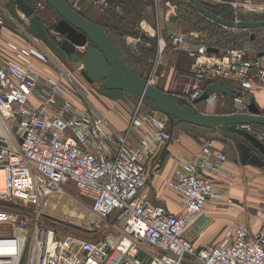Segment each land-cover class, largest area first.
<instances>
[{"label":"built area","instance_id":"1","mask_svg":"<svg viewBox=\"0 0 264 264\" xmlns=\"http://www.w3.org/2000/svg\"><path fill=\"white\" fill-rule=\"evenodd\" d=\"M204 1L238 6L226 0ZM98 3L103 11L109 8L105 0ZM4 25L0 15V32ZM136 33L132 47L142 36L156 43L153 73L167 47L190 60L191 75L205 84L185 98L189 103L210 85L225 84L238 91L232 96L235 114H247V96L264 89V64L259 57L249 58L244 49L211 53L192 33L170 36L167 46L158 24L145 21ZM8 47L12 55L0 61V264H264V196L255 213L256 233L239 223L225 228L219 243L200 249L184 237L189 222L220 196L209 174L225 176L220 167L225 154L214 152L206 141L199 160H187L175 170L166 186L180 196L185 212L174 215L143 191L149 178L147 156L155 152L156 143L174 139L166 117L146 115L140 100L126 129L119 132L101 113L70 102L69 74L59 68L58 74L42 77L33 69L34 61L47 63L37 49L12 42ZM215 99L212 94L206 101L212 104ZM145 124L152 132H143L139 144L131 145L130 136ZM243 128L264 144V130ZM67 183L98 218L118 217L121 235H62L47 225L51 222L43 224L42 200L64 192ZM30 207L35 209L28 211Z\"/></svg>","mask_w":264,"mask_h":264},{"label":"crops","instance_id":"2","mask_svg":"<svg viewBox=\"0 0 264 264\" xmlns=\"http://www.w3.org/2000/svg\"><path fill=\"white\" fill-rule=\"evenodd\" d=\"M10 1L12 3V0ZM27 1L32 6H37L41 3L40 7H36L38 10L37 16L41 22L52 31V27L56 24V22L59 21L57 14L41 0ZM65 1L70 7L79 12L83 17L108 29L110 28L108 25L99 23L90 15H88L87 8H97V12L102 14V16L104 15L106 22L108 20V23H110L108 15H105L107 10L114 8L115 4L120 5V3H117L119 0H105L108 2L109 8L103 11L102 7L98 3L100 1L95 2L96 0H85L84 5H78L77 1L71 3L69 0ZM165 1L169 2L168 0ZM232 1L237 2L243 0ZM244 1H252L251 3L257 2L256 0ZM139 2L144 5L147 1L139 0L137 3H134V5H138ZM148 2H150V7L147 9V11L148 13L150 12L153 14L152 0H148ZM14 11L15 15H13ZM117 14H120V17H124L125 20L131 23L127 29L120 28L122 33L113 30L114 33L111 34V38L118 48L121 49L123 54L127 52L129 56L132 57L131 66L137 74L146 80L150 79L151 85L168 93L178 101L183 99L185 100V98L192 94L197 88L201 87V82L195 80L191 75L190 60L184 55L176 54L167 47L161 55V64L156 67V71L153 73V61L158 55V49L156 48L157 46L155 47L156 49L154 54L151 53L152 49H148L151 48V43H139L138 46L132 47L133 43L131 36L136 33V27L141 22L146 21V11L135 13L133 6L129 4L128 9L122 11L119 10ZM0 15L5 17V25L0 32V48L2 50L0 61H5L7 57L12 55V52L8 47V42H12L21 48H26L24 40L14 34L25 29L24 25L19 23V20L23 19L24 16L16 7L13 11L12 8L8 9L6 7H0ZM47 17H49L51 20H53L55 17V20L53 22H48V20H45ZM171 18V15L166 17L168 24H172L173 21H175L171 20ZM156 22H158V20ZM25 24L27 25V29L32 31L29 28L27 21H25ZM168 24H165L163 27H161V29H163L162 39L167 46L171 43L170 36L181 34L179 32L173 31L172 27ZM56 40L60 42L61 39L57 36ZM139 46H142V49H146L144 50L146 52L141 53ZM257 54L258 53L255 52L254 55H250V58L252 59L257 57ZM124 56L126 55L124 54ZM260 59L264 64V57H261ZM38 64V62H33L32 67L36 72H41L40 69L42 68H40ZM76 64L79 65V69L81 71V64ZM49 75V73L46 74V76ZM83 80L86 82V85H92L84 78ZM98 87L99 85L95 84L96 92ZM77 95L78 93L74 94V92H66L67 98L75 107L90 108L89 103L91 100H88L89 103L82 101L80 98L78 100L76 97ZM247 97L249 104H255L260 110L261 114L264 116V89H257L250 93ZM104 98L107 99L106 97ZM231 100L232 96L217 93L214 103L210 104L204 100L195 104L193 108L197 113L202 115L219 116L234 114L235 111L231 105ZM111 101L112 100L109 99L101 100V102L104 104L103 106H110ZM96 108L102 114L105 113V108L98 105ZM108 112V114L105 113L103 115H106L105 117L110 120L112 127L119 132L124 131L129 123V120H118L114 115V111ZM247 114H249V111ZM254 127L258 128L259 126ZM169 129L172 132L174 138L173 141L169 144L156 143L154 146L155 152L153 154H149L146 158V166L149 168V178L143 191L148 195L149 200L153 204L164 207L168 212L174 215L180 216L185 212V208L180 196L167 188L166 182L173 177L175 170L179 168L183 162L187 160H199L202 154V144L207 141L214 152L225 154L227 159L220 165L221 171L225 174V176H222L221 174H209V177L218 186L220 190V196L217 200L208 202L205 205L203 211L189 222L185 229L184 237L188 239L195 248L200 249L204 246L215 245L219 243L222 231L225 228L239 223L245 224L253 233H256L259 228V221L255 213L260 205L261 198L264 196V170L253 165L242 163L237 150H235L227 142L221 140L215 130H208L183 123H178L174 127H171L169 124ZM143 132L150 133L152 132V129L149 125L145 124L142 126V128L135 130L129 138V143L131 145H138ZM210 133H214L216 138ZM223 136H227L237 143L243 141L241 138L231 133H229V135ZM213 160L216 162L215 159ZM229 200L231 201L230 203L227 202ZM143 247L144 251L148 252V248L146 246ZM141 255L144 261L148 260V258L143 253ZM183 264L192 263H190L188 260H185Z\"/></svg>","mask_w":264,"mask_h":264},{"label":"water","instance_id":"3","mask_svg":"<svg viewBox=\"0 0 264 264\" xmlns=\"http://www.w3.org/2000/svg\"><path fill=\"white\" fill-rule=\"evenodd\" d=\"M59 17L52 31L38 18L37 6L27 0H12L15 7L27 18L29 28L53 49L61 58L81 64V74L91 84L99 85L98 94L112 101L122 99L126 94L136 100H144L147 107L155 113L166 117L169 124H188L191 126L215 130L221 140L237 150L241 162L264 170V144L258 141L243 126L264 127V116L253 103L248 105L249 114L202 115L193 106L212 94L236 96L238 91L225 84H212L203 94L190 103L187 100H175L168 93L149 84L137 74L131 66L132 59L124 54L111 38V31L83 17L64 0H41ZM198 12L212 22L233 31L256 30L264 28V21L251 22L227 20L210 12L204 0H189ZM173 16L171 20H175ZM57 36L61 39L58 42ZM254 39V34H251ZM129 48V47H128ZM211 53H218L216 48H208ZM257 57H264V52ZM229 132L241 138L242 142L222 135Z\"/></svg>","mask_w":264,"mask_h":264},{"label":"rangeland","instance_id":"4","mask_svg":"<svg viewBox=\"0 0 264 264\" xmlns=\"http://www.w3.org/2000/svg\"><path fill=\"white\" fill-rule=\"evenodd\" d=\"M77 1L78 5L85 4V0H69V2ZM101 0H96L95 2H98ZM113 1V0H109ZM117 1V0H116ZM129 0H121V2L129 3ZM139 0H131V5L133 6V9L135 10V13L140 11H146V21L148 23L154 24L156 26V23L161 28L163 25H167L168 21L166 17L171 15L174 16L176 19L173 21L172 24H168L172 27L173 31L179 32L181 34H194L199 39V41L209 44L211 42L215 43L217 40L221 41V50L225 51L231 48H237V49H244L247 52V56L250 58V55H254V48L255 46L251 43V34H255L256 31L248 30L240 32V35H235V31L233 30H225V29H217L220 32L215 31V29L210 28L209 23H205L199 20L198 15L194 10L185 5L182 4L179 9V5L177 6L178 1L177 0H168L169 2L165 0H152V8H153V14L150 12L148 13L147 9L150 7V2L146 0L147 2L142 5L140 1L138 5H134V3H137ZM229 2H234L238 6L237 7H231L234 14H237V11L240 10L238 14H240V17L243 19H248V21H264V0H256V3H251L252 1H232V0H226ZM115 2V1H114ZM168 3V4H167ZM81 5V7H82ZM121 7V5H116ZM116 6L112 9L114 12H119V7L116 9ZM0 7H6V8H12V11L15 10V5L11 3L10 0H0ZM87 14L90 15L93 19L98 21L99 23H103L105 25L108 23V20L106 22L104 15L100 14L96 10L97 8H87ZM110 9L107 10L105 15H108V17L111 16L112 13H110ZM52 12V11H51ZM43 14V13H42ZM15 15V11L14 14ZM20 19V18H19ZM239 19V18H238ZM234 19V20H238ZM45 20L54 21L49 19L47 17ZM158 20V22L156 21ZM19 23L24 25L25 29L14 33L17 36L21 37V39L24 40V44L26 48L32 47L37 49L47 60V63H39L41 72L39 71L40 75L42 77L46 76L47 73H49V76H53L59 73V68L64 71L65 73L69 74L70 77L73 80V84L70 85V88L67 90L71 93L74 92L78 93L76 96L79 100V98L82 101L88 102V100H91L89 103V107L98 111L96 108L97 105L100 107L105 108L106 110L103 111L108 114L110 112L114 111V115L118 120H125L128 119L130 121L131 116L133 115L136 107L138 106V100L133 98L132 96L126 94L122 99L118 101H112L110 102V106H103L104 104L101 102V100H107L104 98V96L98 94L95 89V84L86 85V82L83 80L81 76V71L79 69V65L76 63L71 62L70 60H66L61 58L53 49H51L46 43L40 40V38L34 34L32 31L27 29V25L25 24L24 19H20ZM163 30V29H162ZM253 31V32H252ZM264 32V31H263ZM260 32L257 35L259 38H264V33ZM138 34L135 33L131 36V38H136ZM256 35V34H255ZM220 36V37H219ZM144 36L140 39V43L142 44L144 41ZM215 40V41H214ZM236 40L234 43L233 41ZM232 45V46H231ZM0 48V56L2 54ZM37 62V61H34ZM84 87V88H83ZM80 93V95H79ZM91 105V106H90ZM231 105L234 109V104L231 100ZM140 111L145 113L146 115L153 116L160 118L159 113H152L151 110L147 107V102L142 100L140 105ZM235 111V109H234ZM103 113V114H105ZM102 114V113H101ZM102 114V115H103ZM104 116V115H103ZM106 116V115H105ZM104 116V117H105ZM109 123L111 124L110 120L106 118ZM213 137L216 138L214 133H210ZM222 135H229L227 132H222ZM227 137V136H226ZM64 192H58L53 193L50 196H47L44 198L41 202V205L39 207V212L41 215L40 221L42 220L48 226H56V230H59V232L62 235H70V236H79V237H85L88 234H98V235H107V234H113V235H121L123 223L118 219V217H109L108 220H102L98 218L96 215H94L88 206V203H86L77 193L72 183H67L65 185V188L63 189ZM32 209H35L34 207H30L27 210L32 211ZM115 216V215H114ZM111 220V222H109ZM54 223V224H52ZM76 236V237H77Z\"/></svg>","mask_w":264,"mask_h":264},{"label":"trees","instance_id":"5","mask_svg":"<svg viewBox=\"0 0 264 264\" xmlns=\"http://www.w3.org/2000/svg\"><path fill=\"white\" fill-rule=\"evenodd\" d=\"M65 1V0H64ZM178 1V3H177V6L179 5V9H180V6H182V4H185V5H187V6H189V7H191L193 10H194V12H196V14L198 15V17H199V20L200 21H202V22H205V23H209L211 26H210V28H213V29H215V31H217V32H220L219 30H217V29H220V30H222V29H225V30H230V29H228V28H225V27H223V26H221V25H219V24H216V23H214V22H212L211 20H209V19H207V18H205L204 16H202L199 12H198V10L195 8V6L191 3V2H189V0H177ZM66 2V1H65ZM129 3H127V2H125V3H123V2H121V0H119L117 3H120V5H121V7H119V6H116V5H118V4H115L114 6H116V7H119V10H126V9H128V6H129V4H131V0H129L128 1ZM138 2V1H137ZM210 12H212V13H214L215 15H217V16H219V17H221V18H224V19H227V20H234V19H238L239 21H248V19H243L242 17H240V14H238L239 12H240V10H238L237 11V14L235 15L234 14V12H233V10L231 9V6H229V5H211V4H209V5H207V6H205ZM110 13H112L111 14V16L109 17V22L110 23H108L109 25V30L111 31V33L113 34L114 33V31L113 30H116L117 32H121L122 33V30L121 29H123V28H128V26H129V24L131 23V22H129V21H127V20H125V18L124 17H120L121 15L120 14H117L116 12H114L112 9H110ZM122 14V13H121ZM120 15V16H119ZM251 22H260V21H251ZM132 27V26H131ZM121 28V29H120ZM217 28V29H216ZM115 31V32H116ZM245 32V31H248V30H240V31H235V35H240V32ZM253 31H256L255 32V34H254V39H251V43L255 46V48H254V52H256V53H261V52H264V38L262 37V38H259V36L257 35L258 33H260V32H263L264 31V28H260V29H256V30H253ZM252 31V32H253ZM33 32V31H32ZM34 33V32H33ZM35 34V33H34ZM220 37V36H219ZM144 38V41L145 42H143L142 44H146V43H151V48H148V49H152L151 50V53L152 54H154L155 53V47H156V44H155V42L154 41H150L148 38H146V37H143ZM215 41V40H214ZM234 43L236 42V40H234L233 41ZM203 43V42H202ZM221 41H219V40H217L215 43H213V42H211V43H209V44H206V43H204V44H206L207 45V47L208 48H216V49H218V50H221ZM232 46V45H231ZM143 47L142 46H139V50H141V53H143V52H146V51H144V50H146V49H142ZM148 51V50H147ZM222 51V50H221ZM131 59H132V57H131ZM205 83H201V86H203ZM208 85V84H207ZM176 124H178V123H176ZM175 124V125H176ZM174 125V126H175ZM174 126H172V127H174ZM258 128H262V129H264V127H258Z\"/></svg>","mask_w":264,"mask_h":264},{"label":"bare ground","instance_id":"6","mask_svg":"<svg viewBox=\"0 0 264 264\" xmlns=\"http://www.w3.org/2000/svg\"><path fill=\"white\" fill-rule=\"evenodd\" d=\"M1 183V182H0Z\"/></svg>","mask_w":264,"mask_h":264}]
</instances>
